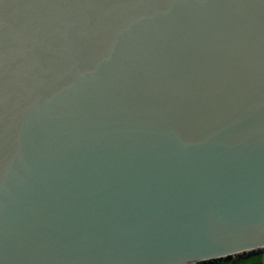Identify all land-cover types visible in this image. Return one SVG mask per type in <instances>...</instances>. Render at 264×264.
<instances>
[{"label": "water", "instance_id": "obj_1", "mask_svg": "<svg viewBox=\"0 0 264 264\" xmlns=\"http://www.w3.org/2000/svg\"><path fill=\"white\" fill-rule=\"evenodd\" d=\"M264 255V0H0V264Z\"/></svg>", "mask_w": 264, "mask_h": 264}, {"label": "trees", "instance_id": "obj_2", "mask_svg": "<svg viewBox=\"0 0 264 264\" xmlns=\"http://www.w3.org/2000/svg\"><path fill=\"white\" fill-rule=\"evenodd\" d=\"M220 264H264V256L260 255L250 259H241L230 262H222Z\"/></svg>", "mask_w": 264, "mask_h": 264}, {"label": "rangeland", "instance_id": "obj_3", "mask_svg": "<svg viewBox=\"0 0 264 264\" xmlns=\"http://www.w3.org/2000/svg\"><path fill=\"white\" fill-rule=\"evenodd\" d=\"M262 256H264V255H262ZM222 263V262H221Z\"/></svg>", "mask_w": 264, "mask_h": 264}, {"label": "bare ground", "instance_id": "obj_4", "mask_svg": "<svg viewBox=\"0 0 264 264\" xmlns=\"http://www.w3.org/2000/svg\"><path fill=\"white\" fill-rule=\"evenodd\" d=\"M234 261H236V260H234Z\"/></svg>", "mask_w": 264, "mask_h": 264}]
</instances>
